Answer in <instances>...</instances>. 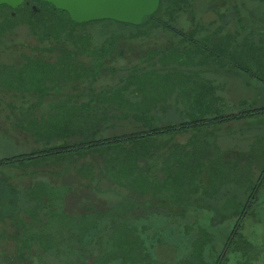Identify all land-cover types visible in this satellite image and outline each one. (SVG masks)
<instances>
[{
	"label": "rangeland",
	"instance_id": "374dc122",
	"mask_svg": "<svg viewBox=\"0 0 264 264\" xmlns=\"http://www.w3.org/2000/svg\"><path fill=\"white\" fill-rule=\"evenodd\" d=\"M172 1L164 0L156 18L169 23L184 35L193 37L199 41V45L182 40L181 36L176 37L163 27L153 25L154 23H149L135 34L130 28L97 24L75 29L76 39H82L77 44L78 48L73 47L72 43L65 46L67 51L76 53L82 52L80 47L85 45V55L78 57L84 62H90V66L86 67L90 69L84 72L86 74L83 81L59 82L60 88L56 87L57 82H47V96L40 98L36 91L18 89L16 78L12 76L8 78L10 87H7V81H4L7 73L4 72V79L0 76V158L28 154L44 149L45 146L79 143L85 137L80 134L78 125L69 127V136L40 139L29 131L31 125L26 118L42 115L43 121L47 120L50 115L59 112L57 105L62 99L68 101L67 105L70 106L74 98L79 102L85 101L89 93L97 94L106 88L114 87L120 78L147 74L152 69L167 73L186 71L187 67L196 66L204 73L199 78H208V82H204L212 83L211 86L203 85L204 89L195 90L187 97L186 117L183 113L179 116L169 111L170 119L162 123L181 124L192 119L189 116H203V110L207 108H213L214 111V80L212 81L211 75L214 65H207L206 60L214 59V42L217 41L231 45L230 50L234 49L233 46H239L236 50H240L249 59L245 67L264 78V4L257 0H185L184 8L179 11L172 5ZM37 4L42 6L39 1ZM36 22H19L12 28L5 29L0 35L1 65L19 69L27 61L25 56L34 55V46L46 45L35 35L43 30ZM132 34L136 36L133 35L130 39ZM113 37L126 40L118 41L117 49L112 54L101 57L104 46L113 44ZM236 50L233 51L235 57L232 58L235 63L239 62L240 53ZM224 53H228V50ZM248 62L250 64H247ZM251 78L254 79V76L251 75ZM235 81V88L228 91L230 101L237 103L243 95L250 98V102L244 103L249 107L264 105L262 90L253 87L247 90L242 80ZM133 89L130 87L123 95L131 98ZM210 91L212 95L208 97L207 103L206 96ZM259 92L260 100L252 99L254 94ZM32 105H41L44 111L39 108H36V111L30 107ZM103 108L105 107L98 106V111ZM142 108L139 107L138 110ZM155 108L157 107H153ZM192 109H195L194 113L191 112ZM123 111L131 114L127 106ZM122 119L109 124L101 122L95 127L99 130L95 139L137 131L134 121L130 118ZM242 121L189 129L183 134L157 137L145 144L137 142L133 145L134 148L129 145L124 148L132 150L127 154L122 151L123 147H119L121 151L115 152L114 156L108 155L103 148L82 155L73 154L57 162L47 161L25 167L0 169V264H66L67 254H72L75 250L92 254L83 261L84 264H94L92 261L98 254H93L100 250L83 242L82 248L80 244L76 247L66 244L69 236L73 234V226L64 227L66 223L63 226L60 224L64 218L60 215L54 217V214L47 216V213L55 210L67 214L72 222H89L96 219L92 216H96L98 212L106 211L116 204L121 205L122 202L131 205V210L127 211L131 216L118 217L119 221L130 219L133 223H139V219H147L146 236L152 239H157V236L162 238L155 233L157 229L161 230L170 242L159 246L161 251L157 249L162 264H202L203 259L197 253L186 256L192 242L202 236L201 229L211 234V241L205 246V254L202 256L208 262L214 261L232 232L236 219L234 215L247 203L252 194L250 189L259 182L264 166V116ZM110 124L115 127H106ZM50 126L49 123L43 122L42 131ZM194 136L205 137L207 140L203 139L201 142L189 139ZM180 145L202 149V152L194 151L193 155H209L214 159V170H210L208 175H200L198 166L183 164L181 175H170V169L174 168L169 166L170 159L175 168L182 163V159L178 157L183 156L179 155L178 150H173ZM135 147L138 153L134 152ZM185 154L187 156L189 152L186 151ZM123 156L130 163L137 157L139 171H131L130 180L125 177L122 182L114 184L115 182L110 181L112 177L107 175L110 170L107 160L112 163L117 158H124ZM121 168H128V165L125 164V167ZM114 169L115 167H112L111 171ZM117 169L119 170V167ZM137 176L141 182L147 181L148 191L142 192L140 186L134 184ZM40 181L65 186L61 188L62 198L53 200L49 208L37 204L31 198L32 194L24 195L26 188ZM172 187L185 190L183 195L180 192L172 194L175 199L181 197L183 200L167 198L169 195L164 190ZM198 194L199 198L212 195L211 200H204V203L195 200V204L204 207L186 209L183 204L189 203L191 199L186 201L185 198ZM257 197L255 210L247 217L243 227L244 241H240L237 250L229 254L227 264H264V186L260 188ZM209 205L212 207H207ZM214 213L215 217L225 222L214 223ZM87 234L88 232L81 235L82 241L89 239ZM40 236L46 237L39 238ZM35 239H47L53 243L50 242V249L42 251Z\"/></svg>",
	"mask_w": 264,
	"mask_h": 264
},
{
	"label": "trees",
	"instance_id": "16d2710c",
	"mask_svg": "<svg viewBox=\"0 0 264 264\" xmlns=\"http://www.w3.org/2000/svg\"><path fill=\"white\" fill-rule=\"evenodd\" d=\"M38 1L42 3V6H40L41 11L33 18L26 17L21 10H14L7 5L0 6V35L3 34L5 29H10L19 22L30 23L37 21L38 25H41L43 30L42 32H39L35 35L41 43H46V45L44 46H34L32 49L34 55L25 56L27 61L24 62L23 66L19 69L0 64V76H2V79H4V72H6V80L4 79V81H7V87H10V85H8V78L12 76L16 78V86L19 87L18 89L25 88L24 90H29L32 92L36 91L39 94L40 98H44L47 96V93H45V89L47 88L46 85L48 84L47 82H57V86L54 85L57 88H60L59 82H81L85 78L86 73L84 72L86 71V69H90L86 68L87 66H90V62H84L78 59V57H81V55H85L83 50L85 45L83 47H80V49H82V52H69L65 49L67 43H72L73 47L78 48L77 44L82 40L81 38L76 39L75 29H77L78 27L81 28L90 27V25L92 26L97 24H108L133 29L131 32L135 34L142 28H145L149 23H154L153 25L163 27L165 30H168L176 37L181 36L182 40L184 39L191 44L199 45V41L195 40L193 37L184 35L180 30L174 28L169 23H165L156 18L157 13L164 5V0H161L158 11L153 16L147 17L144 20L143 24L140 26L123 24L112 20H102L78 24L71 20L67 12L58 10L53 5L45 3L41 0ZM184 1L185 0H173L172 5L175 7V9L180 11L184 8L183 3L185 4L186 2ZM257 1L264 4V0ZM13 13L15 14L13 15ZM134 34L130 35V39H132V36ZM135 36L136 35H134V37ZM120 40H126V38L119 39L118 37H113L111 39V42L113 44L104 46L102 53L99 52L101 54V57L112 54L114 50L117 49V42ZM217 49L218 47H214V53H216ZM217 53L220 56L224 55L220 53V51ZM95 55L97 58H99V54L96 53ZM244 70L250 72L251 75L255 76L257 79L264 83V78L258 76L251 69L245 68ZM158 72H160V70L152 69L149 70L148 73ZM147 74L139 76L138 79H133L131 77L123 79L121 80V82L123 83L121 87H123L124 89H129L132 85H135L139 89L142 88L143 91L141 93L145 95L147 86L156 84L155 82H157L155 78H150L149 76L146 77ZM125 99V102L117 105L119 114H116L112 111L114 109L113 106L108 108L105 107L98 111L96 105L93 108L89 104L84 106L81 104L79 107H75L74 113L67 110L66 105L58 106V110L60 111L59 116L54 119L45 121L46 123H49L51 125L49 129L44 128V130L42 131L43 124L42 126L38 122H34L31 124V127L37 129L36 137L38 136V138L40 137V139L49 138V140L52 138L66 137L71 134V130L69 129V127L71 125H78L79 132L85 137V139L75 144H62L49 147L45 146L44 149L35 150L28 154L0 158V169L6 167H25L31 164L43 163L47 161L57 162L59 159L67 158L73 154L82 155L88 151L97 152L103 148L106 149L108 155L114 156L116 155L115 152L117 153L118 151H121L119 147H123L122 151L127 154L128 151L132 150H130L129 148H127L126 150L124 148H126V146L128 145L134 148L133 145L137 142H142L145 144L154 141L157 137H162L165 135H177L186 132L189 129H200L204 128L205 126H211L213 124H226L229 122H237L248 118L264 116V107L251 108L245 104H242L238 112L235 113L219 114L214 118V111H212L211 108H207L203 110L205 113L201 117L189 116L192 119L185 123H169L167 126H162L161 123L163 121V118L158 114L156 115V108L154 109L156 112L152 110L153 107H157L156 104L149 105L146 101L143 103H131L130 98L128 99L125 97ZM126 106L128 107V111L131 112V114L123 111V108H125ZM139 107L143 108L139 111ZM79 113L83 115V120L82 115H80ZM72 114L73 117L71 116ZM120 115L122 116L121 118L126 119L130 118V116L133 115V121L135 122L137 131L120 135L117 134L113 135L112 137L96 140L95 137L97 136L99 130L95 127L99 126L101 122H107L109 124V122H113L115 121V119L117 120ZM106 127L113 128L115 127V125L110 124ZM142 143L139 144L144 145ZM135 149L136 150H134V152L138 153V149L136 147ZM113 151L114 153H111ZM123 157L124 158L119 160L117 158L115 161H112V163L110 160H107V162H109V164H107V167L110 170L112 169V167H115L116 169L110 172L111 175L109 174L110 178L112 177V180L115 183L122 182L125 177L130 180L131 171H134L136 173L139 171L137 170V157L132 163H130V161H128L125 156ZM114 158H116V156ZM125 164L128 165V168H121L123 166L125 167ZM117 167H119V170L117 169ZM134 184L137 186L139 185L142 189V192H146L149 190L146 188L147 181L143 180L141 182L139 176L135 177ZM34 185H38V187L36 192L32 195H34V198L37 199V195L39 196L41 194L42 196H45L46 199H49V201H47L46 203L41 202L47 208L51 207L50 205L53 200L57 201L62 198L63 192L61 188H65V186H57L56 184L53 185L52 183L45 181H40L39 183H36ZM263 186L264 166L262 173H260L259 176V182L256 183V186H254L253 188L251 187L250 189V192H252V194L247 200V203L239 213L234 215L236 219L234 221L232 232L230 233L219 254L215 256L214 261L208 262L202 256L205 254V246L209 245L208 243L211 241L209 239V236L211 234L204 229H201L203 231L202 236L194 240L189 246V250L186 256H191L194 253H197L203 259L202 264H227L229 261V254L237 250L240 241L243 240V227L245 226V221L247 217H249L253 213V210H255L254 203L257 202L256 198H258V192ZM43 189H47V191H39ZM128 204V202H122L121 205L116 204L115 206H110L108 210L102 211L101 213L98 212L96 216H92L96 219L89 220V222H86L85 220H79L80 222H72L70 221V217H67V214L59 213L55 210L50 211V213L48 212L47 216H50L51 214H54V217L60 215L61 218L65 219L60 223L62 226L65 223L67 225L65 224L64 227L73 226V228L71 229L74 230L71 231L73 234L69 236V240L66 241V244L72 245L73 247H76L77 244H80V247L82 248L81 245L85 243L96 250H100V252H94L93 254H98L96 255V259L92 261L94 264H108L112 262H117L120 264H162L157 253V249L160 250L161 248L159 246L170 242L166 239V237H164L165 235L161 233L162 231H157V229H155V233L160 235L162 238H159V236H157V239L147 237V219L141 218V220H138L139 223H133L134 221L130 219L119 221L118 217L122 218L125 215H128V209L131 210V207H129L131 205ZM186 209L191 210L192 208L187 207ZM174 216L175 215H171V217ZM181 216H183V213ZM224 222L225 220L215 217L214 213V223ZM61 225L59 226L60 228ZM56 230L59 231L61 229ZM86 232H88L87 237L89 239H84L85 241H82L83 239L81 235H85ZM42 237L46 236H40L39 238ZM34 241H37L40 244L39 246L42 251L50 249V242L53 243V241L47 239H35ZM83 254H85L84 257ZM91 255L92 254H89L87 252L81 253V251L77 250H75L74 252L72 251V254H67L66 264H84L85 262L83 260H86V258ZM181 259L179 261H181Z\"/></svg>",
	"mask_w": 264,
	"mask_h": 264
},
{
	"label": "crops",
	"instance_id": "0c3cea01",
	"mask_svg": "<svg viewBox=\"0 0 264 264\" xmlns=\"http://www.w3.org/2000/svg\"><path fill=\"white\" fill-rule=\"evenodd\" d=\"M214 47H218L216 53H214V59H207L206 60V64L207 65H214V71L211 73L212 77V81L214 80V101H212V103H214V118L219 115V114H226V113H235L238 112V110L240 109V106L242 104H244L246 101L250 102V99L248 96L244 97L243 95L240 96L239 101H237V103H234L233 101H230L228 99V91L232 88H235V80H242L243 84L245 86V88L247 90H250V88H257L258 90H262V97L264 96V83L262 81H260L259 79H257L254 76V79L251 78V73L247 72L246 70H244L245 68V63L249 60L247 59V57H245V55L240 51V50H236V48H238L239 46H233L234 49L236 51H239V62L235 63L232 58L235 57V54L233 53V51H235L234 49H231V45H226V43H221V42H214ZM228 50V53H224L225 51ZM224 54L223 56H229L228 58H223L222 56H220L217 52H219ZM246 58V59H245ZM198 60V59H197ZM188 63V61H187ZM196 64V63H195ZM247 64H250V62H248ZM186 65V64H185ZM199 67H187L186 71H179V72H167V73H163V72H158V73H148L146 75V77H150V78H155V80L157 82H155L156 84L147 86V90H146V94L144 95L143 93H141L143 91V89H139L137 88V86L132 85L131 87L134 88L132 91V96L130 98V102L131 103H143V102H147V104L152 105V104H156L157 108L156 111L152 108V110L154 112H156V115L158 114L159 116H161L163 119V121L165 120H169L170 118V112L171 113H176V115H181V113H183V115L186 117V111H187V97L189 95H192L193 92H195V90L198 89H204L203 85H207V86H211V84H207L206 82H208V78L207 79H202L199 78V76H202L204 73L199 71ZM248 69V68H247ZM143 74H135V75H131V76H125L123 78H120L119 83L114 86V87H109L106 88L105 91H99V93L95 94V93H89L87 96V99L85 101L79 102L78 99L76 100V98H74V101L71 103V107L68 106L67 104L69 103L68 101H66L65 99H62L61 101H59L57 106H61V105H66V109L73 112L74 113V109H75V105L77 104H82L84 105H90L94 108V106L96 105L97 108L98 106H102V107H111L113 106L114 109L112 110L114 113H118L119 111L117 110V105H120L122 102H125V96L123 95L125 91H127L128 89H124L123 87H121V85H123V83L121 82V80L126 79V78H133V79H138L139 76H142ZM211 80V79H209ZM206 81V82H204ZM204 83V84H203ZM242 84L243 89L244 86ZM211 91L208 93V95L206 96V101L208 103V97L210 96ZM212 95V94H211ZM83 96H85V94H83ZM94 97V98H93ZM261 97V92H259L258 94H254V96L252 97V99L255 100H260ZM128 98V97H126ZM251 99V100H252ZM78 102V103H77ZM98 102V103H97ZM31 108L35 109L39 108L41 110H43L41 105H32L30 106ZM191 107H194L193 105H191ZM236 107V108H235ZM264 107V105L262 106H252L251 108H261ZM234 109H237L234 110ZM35 110H30V111H35ZM211 110L213 111V108H211ZM37 111V110H36ZM44 111V110H43ZM59 111V110H58ZM170 111V112H169ZM191 112H195V109H192ZM60 114V111L56 114H52L49 116V118L47 120H51L54 119L56 117H58ZM73 117V114L71 115ZM33 117V118H26L28 119V121L30 122L29 124L31 125L34 122H38L41 124H43V122L47 121L44 120L43 118L44 116H39V117ZM122 116L120 115L117 120H123L121 118ZM131 121H133V115L130 116ZM252 119V118H251ZM115 119V121H117ZM245 121H250V118L248 119H244ZM239 122V121H237ZM243 122V121H242ZM231 123V122H229ZM229 123H226L224 125H227ZM241 123V121L239 122ZM162 126H167L168 124H164L161 123ZM216 127V125H214ZM223 125H221L222 127ZM41 130V129H38ZM29 131L34 135H36V131L37 129H34L33 127L29 128ZM183 134V133H182ZM171 136V135H170ZM183 136V135H182ZM173 137V136H172ZM179 137V136H178ZM177 138V137H175ZM171 139V138H169ZM189 139L192 140H198L201 141L203 139L207 140L205 137H198V136H194V137H190ZM205 143V142H204ZM173 150H178L179 151V155L183 156V157H178L179 159H182V163H180L178 165V168H175L174 163L172 162V160L170 159V163L169 166H172L174 168H171L169 174L172 176H179L181 175L180 171L183 170V164H191V165H196L198 166L197 168L201 171L200 175H208L210 170H214V159H211L209 157V155H204V157H202L203 155H193L194 151H200L202 152V149H198L197 147H184V146H178L177 148L173 149ZM212 151L214 150L211 149ZM188 151L189 154L186 156L185 152ZM3 158V157H2ZM187 158V159H186ZM204 159V160H201ZM202 162H201V161ZM181 169V170H180ZM114 171V170H113ZM111 172V170L107 171V175H109ZM111 175V174H110ZM109 175V177H110ZM110 181H113L112 178L110 179ZM114 182V181H113ZM117 184V183H114ZM38 185H32L31 187H28L25 189V194H33L36 192ZM39 191H47V189H43V190H39ZM185 190L183 189H174L169 188V189H165L164 192L167 193V195H169L167 198L169 200H183L181 199V197L179 198H174L172 196V194H174V192H180L181 195L184 194ZM191 192V191H190ZM213 194V192H212ZM200 194L195 195L193 197H190L188 199L185 198L186 201H188L189 199L190 202L183 204L184 207H204L201 204H195V200H199L198 202L200 203H204V200H211L210 196H201L199 198ZM31 198L37 202V204H40L42 206L45 207V205H43V203L41 202H47L49 201V199H46V197L42 196L41 194L38 196L37 195V199L34 198V195L31 196ZM51 199V198H50ZM182 206V205H180ZM207 207H212V206H207ZM171 216V215H170Z\"/></svg>",
	"mask_w": 264,
	"mask_h": 264
},
{
	"label": "water",
	"instance_id": "95a60500",
	"mask_svg": "<svg viewBox=\"0 0 264 264\" xmlns=\"http://www.w3.org/2000/svg\"><path fill=\"white\" fill-rule=\"evenodd\" d=\"M69 14L75 23L112 20L123 24L140 26L147 17L159 9L161 0H41ZM24 0H0V6L17 9ZM41 11L39 6L24 10L28 18Z\"/></svg>",
	"mask_w": 264,
	"mask_h": 264
},
{
	"label": "flooded vegetation",
	"instance_id": "af4514ba",
	"mask_svg": "<svg viewBox=\"0 0 264 264\" xmlns=\"http://www.w3.org/2000/svg\"><path fill=\"white\" fill-rule=\"evenodd\" d=\"M37 1L38 0H24V3H23V5H21V6H19L18 8H17V10H21L22 12H23V14H24V10L25 9H28V10H30V9H32V7L33 6H39L38 4H37ZM40 7V6H39ZM13 14H15V13H13ZM25 15V14H24Z\"/></svg>",
	"mask_w": 264,
	"mask_h": 264
}]
</instances>
